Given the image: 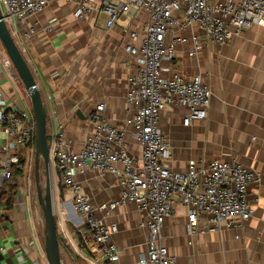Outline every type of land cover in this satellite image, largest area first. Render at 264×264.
<instances>
[{
  "label": "crops",
  "instance_id": "crops-1",
  "mask_svg": "<svg viewBox=\"0 0 264 264\" xmlns=\"http://www.w3.org/2000/svg\"><path fill=\"white\" fill-rule=\"evenodd\" d=\"M77 2H51L27 22L35 25L36 34L18 39V49L45 102L46 127L56 126L72 142V150H78L92 129L88 117L100 105L103 120L123 129L125 149L138 155L133 129L125 124L130 117L125 94L137 64L123 46L130 42V32L141 30L146 14L138 11L106 29L105 18L97 13L101 0H93L96 9L83 19L74 16ZM181 35L190 36L188 31ZM199 39L192 57L187 54L190 41L178 46L171 66L183 76L200 75L210 88L211 100L206 118L187 127L181 125L185 109L169 106L160 112L158 125L171 147L169 165L180 172L190 159L236 161L260 177L259 185L249 187L250 199H258L253 215L240 228L192 238L186 231V211L176 206L174 217L165 222L161 242L177 264H264V25L231 36L223 46L200 34ZM0 94L6 111L30 107L16 72L4 65H0ZM4 141L0 132V159L9 155L3 151ZM75 179L93 206L119 196L110 175L85 170ZM60 197L61 203L69 199L63 189ZM6 201L0 199V264H46L40 209L21 188L11 204ZM61 203L54 209L57 215L65 212ZM143 218L133 204L118 207L105 218L118 227L113 242L120 264H136L145 251L146 230L138 226ZM199 222L201 229L204 221ZM75 224L67 220L71 245L59 243L60 250L67 264H87L95 260L90 237Z\"/></svg>",
  "mask_w": 264,
  "mask_h": 264
},
{
  "label": "built area",
  "instance_id": "built-area-1",
  "mask_svg": "<svg viewBox=\"0 0 264 264\" xmlns=\"http://www.w3.org/2000/svg\"><path fill=\"white\" fill-rule=\"evenodd\" d=\"M53 1L0 0L2 21L16 45L19 38L27 40L36 34L35 25L27 24L28 20ZM95 9L93 0H78L74 16L83 19ZM138 11L146 14V23L140 31L129 33L130 42L123 50L137 64L125 94L130 113L125 124L133 129L139 154L125 149L123 129L103 120L100 105L88 117L92 129L78 150H72V142L56 126L46 127L50 169L69 196L61 205L65 212L57 215L54 211L58 240L65 247L71 245L72 236L65 229L67 220L75 222L76 229L84 228L95 256L87 264H120L113 242L118 227L105 219L118 207L133 204L144 216L138 226L146 230L145 251L136 264H177L161 242L165 222L174 217L176 206L186 211V231L192 238L198 233L240 228L253 215V203L258 199H250L249 187L259 185L260 177L236 161L190 159L184 171H173L169 165L171 147L158 123L160 112L169 106L186 110L183 127L202 121L211 100L210 88L200 75L183 76L172 69L176 48L190 41L192 47L187 54L192 57L199 47V34L223 46L231 36L263 26L264 0H101L97 13L110 29L120 18ZM187 31L188 38L181 35ZM0 65L12 68L1 52ZM5 107L0 94L3 151L11 153L0 159V186L12 178L13 167L29 171L34 159L31 108L6 111ZM85 170L112 176L119 189L118 198L93 206L75 179ZM200 220L204 221L201 229Z\"/></svg>",
  "mask_w": 264,
  "mask_h": 264
},
{
  "label": "water",
  "instance_id": "water-1",
  "mask_svg": "<svg viewBox=\"0 0 264 264\" xmlns=\"http://www.w3.org/2000/svg\"><path fill=\"white\" fill-rule=\"evenodd\" d=\"M0 44L24 88L34 118L33 178L35 181L37 205L40 209L42 219V239L45 262L46 264H67L60 250L56 220L54 217L55 207L51 193V180L49 177L50 162L46 136V108L25 59L9 34L5 23L2 21L1 11ZM39 164H42L44 169L45 177L43 185L39 181Z\"/></svg>",
  "mask_w": 264,
  "mask_h": 264
},
{
  "label": "rangeland",
  "instance_id": "rangeland-1",
  "mask_svg": "<svg viewBox=\"0 0 264 264\" xmlns=\"http://www.w3.org/2000/svg\"><path fill=\"white\" fill-rule=\"evenodd\" d=\"M0 52L3 55H5V51L2 48L1 44H0ZM9 154H11V153H9ZM33 166H34V159H31V168L29 169V171L25 170L23 172V174L20 176L19 181H18V188L23 189L25 191V195L27 197H29L31 204L34 205L35 207H38L37 200H36V192H35V181L33 178ZM51 172L53 174L52 170H51ZM28 176H29V180H30L29 184L27 183ZM44 177H45V175H44L43 165L39 164V181L42 185L44 183ZM53 177H54V174H53ZM53 180H54V183L51 181L53 184V186H52L53 187L52 198H53L54 207L56 209L58 204L61 203L60 194H61L62 187L57 184L55 177L53 178ZM30 184H31V188L29 189ZM28 189H29V191H28ZM61 204H63V201Z\"/></svg>",
  "mask_w": 264,
  "mask_h": 264
},
{
  "label": "trees",
  "instance_id": "trees-1",
  "mask_svg": "<svg viewBox=\"0 0 264 264\" xmlns=\"http://www.w3.org/2000/svg\"><path fill=\"white\" fill-rule=\"evenodd\" d=\"M22 174H23L22 170L13 167L12 178L8 181L2 182L0 186V199L7 200L6 204H11L12 198L15 196L18 188L19 178Z\"/></svg>",
  "mask_w": 264,
  "mask_h": 264
},
{
  "label": "bare ground",
  "instance_id": "bare-ground-1",
  "mask_svg": "<svg viewBox=\"0 0 264 264\" xmlns=\"http://www.w3.org/2000/svg\"><path fill=\"white\" fill-rule=\"evenodd\" d=\"M49 177H50V180L54 183V180H53V174H52V172H51V169H50V167H49ZM41 179V178H40ZM52 182H51V193L53 192V184H52ZM31 188V184L29 185V189ZM56 201V200H55Z\"/></svg>",
  "mask_w": 264,
  "mask_h": 264
}]
</instances>
